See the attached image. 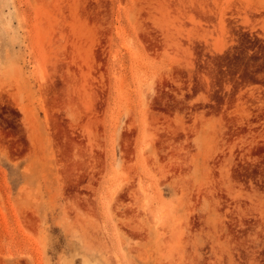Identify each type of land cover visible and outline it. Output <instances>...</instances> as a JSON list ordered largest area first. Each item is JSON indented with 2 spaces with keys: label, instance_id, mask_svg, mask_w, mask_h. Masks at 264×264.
<instances>
[{
  "label": "rangeland",
  "instance_id": "rangeland-1",
  "mask_svg": "<svg viewBox=\"0 0 264 264\" xmlns=\"http://www.w3.org/2000/svg\"><path fill=\"white\" fill-rule=\"evenodd\" d=\"M0 264H264V0H0Z\"/></svg>",
  "mask_w": 264,
  "mask_h": 264
}]
</instances>
